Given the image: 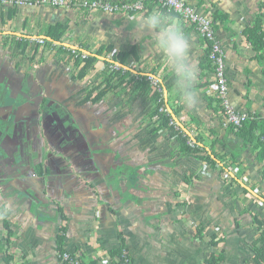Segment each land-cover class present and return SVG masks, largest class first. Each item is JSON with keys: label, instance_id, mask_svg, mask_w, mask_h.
Wrapping results in <instances>:
<instances>
[{"label": "crops", "instance_id": "1", "mask_svg": "<svg viewBox=\"0 0 264 264\" xmlns=\"http://www.w3.org/2000/svg\"><path fill=\"white\" fill-rule=\"evenodd\" d=\"M183 1L200 14L223 15L214 23L226 53L230 100L255 120L250 125L256 127L255 144L244 141L248 128L237 134L223 126L222 111L212 101L208 44L174 12L153 2L130 15L0 6V212L8 208L0 215V264H62L63 224L64 249L80 264H107L121 237L133 264H206L212 254H222L218 264H251L259 235L254 218L264 220V161L258 159L264 143V49L257 51L245 31L264 12V0ZM154 12L178 22L189 40L186 59L196 71L189 82L191 104L183 102L178 77L155 46L156 32L141 28ZM57 25L68 27L63 40L41 44ZM262 32L264 39V22ZM23 40L40 47L37 54L34 47L21 55L17 44ZM107 47L112 54L137 47L140 67L154 69L161 82L175 81L177 124L190 135L199 130L208 148L216 141L219 156L237 157L235 171L242 175L234 193L217 171L182 157L166 130L149 134L154 106L134 89L109 93L97 104L84 101L103 80L104 59L112 56ZM61 49L83 57L104 52L79 79L74 61L59 54ZM201 224L206 230L198 237Z\"/></svg>", "mask_w": 264, "mask_h": 264}, {"label": "trees", "instance_id": "2", "mask_svg": "<svg viewBox=\"0 0 264 264\" xmlns=\"http://www.w3.org/2000/svg\"><path fill=\"white\" fill-rule=\"evenodd\" d=\"M155 3L160 5L158 0H152L149 4ZM162 7V6H160ZM165 11H168L167 8H164ZM261 10H264V4L261 5ZM173 13V12H171ZM134 14V13H133ZM177 15L176 13H173ZM178 16V15H177ZM180 17V16H178ZM181 18V17H180ZM213 26L215 28V23L218 20L224 19L221 13H214L213 15ZM264 22V12L259 14L257 20L251 28H248L245 31V35L247 36L249 42L257 49V51L261 52L264 49V39L262 32V23ZM68 27L65 25H57L48 28L47 35L50 40H44V44L46 47H50L54 42H61L63 37L66 35ZM17 47L21 50V55H26V51L28 49H33L35 47L31 41L23 40L17 44ZM36 48V47H35ZM37 47L34 49V52L37 54ZM63 49V48H62ZM60 50L59 54H68L71 61H74V65L79 70L77 78L82 79L88 75L89 71H91L96 64L100 61V56L103 55L104 50L99 51L96 55H88L86 57L82 56V53L76 51L78 55H75L71 52ZM106 55L112 54V48L107 47ZM66 50V48L64 49ZM61 55V56H63ZM140 56L138 55L137 47H134L129 52H115L110 57H106L104 59L105 64V75L101 83L95 88L91 89L90 92L87 93L84 101L91 102L92 104H97L103 98L107 96L109 93H116L120 91H127L134 89V95L138 94L142 98L150 99L153 107V110L149 114V119L154 120L155 127L149 131L150 133H156L158 131L166 130L171 137L177 139L179 143V154L182 157H194L198 159L200 162L208 165L212 170L217 171L221 178H224L226 183L229 181L231 183L230 188H232L233 193L236 185L241 181V172H236L235 169H239L240 165L237 161V157L230 161V159L219 156L214 148L216 141L211 142L210 147L208 148L207 143H205V139L199 130L195 132V135H190L187 132V128L181 127L176 122V117L179 114V110L174 108V103L172 99L171 92L174 88V80H169L167 82L162 81L163 87V95L154 89L151 81L149 80V76L157 77L156 71L154 69L142 68L139 66ZM211 64V63H210ZM119 66V68H116ZM211 86V85H210ZM165 90L169 93V96L165 97ZM133 95H131L132 98ZM216 105H218V110L222 111L219 99L215 96L212 100ZM166 106L169 112L161 111V107ZM173 121L175 123H173ZM255 121V120H254ZM252 120L247 121L242 127L237 128L233 125L229 126L228 129L231 132L243 134L246 133V128H248V134L244 137L245 143H256L257 137L254 135V131L256 127L254 125L253 129H251V124L254 122ZM256 123V122H254ZM193 140L194 145H191L189 142ZM149 142V141H148ZM260 148L258 159L260 162L264 161V143H260L258 145ZM229 160V161H228ZM43 165L39 164L37 170H42ZM191 176L185 177V182L190 183ZM245 192L249 193V190H245ZM232 193V194H233ZM68 218L63 214V222H66ZM254 222L258 225L259 235L257 239L253 243L254 257L251 260V264H264V220L260 216H255ZM67 226L63 224L60 228V234L58 236V244L60 256H62L66 251L64 249L65 239L67 236ZM206 226L201 224L198 228L196 235L198 237H202L203 232H205ZM9 236L12 235V230L8 225ZM217 237H213V241ZM120 247L114 249L110 252V260L109 264H124L125 258L124 255L127 251L126 249V240L125 238H120ZM214 245H217L215 242ZM130 259V264H133V260L131 255L128 253L127 256ZM222 260V254L219 256H215L212 254L210 258L207 260L206 264H218Z\"/></svg>", "mask_w": 264, "mask_h": 264}, {"label": "built area", "instance_id": "3", "mask_svg": "<svg viewBox=\"0 0 264 264\" xmlns=\"http://www.w3.org/2000/svg\"><path fill=\"white\" fill-rule=\"evenodd\" d=\"M152 0H134L130 3L115 4L107 0H81L78 2L70 0H0L2 7L15 8H33L41 7H60V8H77L85 9L90 12H101L103 14H117L130 15L133 13L143 12ZM159 6L167 8L168 11L176 13L182 17L186 22L193 25L202 38L207 42L209 47V61L212 65V72L214 80L211 84V89L215 96L219 99L222 115L223 126L228 128L233 125L237 128L242 127L247 121L252 119V115L247 112L237 110L230 100V87L226 73V53L217 37L216 30L213 26V19L210 15H203L198 13L192 6L185 3L183 0H158ZM41 44L44 40H39ZM119 68V66H116ZM149 80L155 90L163 95L162 82L159 78L149 76ZM161 111L169 112L166 106L161 107ZM173 123H175L173 121ZM194 145V141L189 142ZM128 252L125 253V263L130 264V259L127 257ZM62 264H80L75 254L65 252L60 256ZM109 264V262H107Z\"/></svg>", "mask_w": 264, "mask_h": 264}, {"label": "clouds", "instance_id": "4", "mask_svg": "<svg viewBox=\"0 0 264 264\" xmlns=\"http://www.w3.org/2000/svg\"><path fill=\"white\" fill-rule=\"evenodd\" d=\"M141 28L156 32L155 46L172 65L178 77L177 85L181 90L183 102L191 104L194 94L189 82L196 79V71L187 62L190 44L178 22L154 12L143 18ZM7 211L8 208H4L0 215Z\"/></svg>", "mask_w": 264, "mask_h": 264}, {"label": "rangeland", "instance_id": "5", "mask_svg": "<svg viewBox=\"0 0 264 264\" xmlns=\"http://www.w3.org/2000/svg\"><path fill=\"white\" fill-rule=\"evenodd\" d=\"M3 124H4V123H3ZM3 124H2V125H3ZM7 125H8V124H4L3 127H6ZM3 127H1V128H3ZM61 136H62V135H61ZM201 174H202V176H204L203 173H201ZM187 195L190 196V193H187ZM261 205H263V204H261Z\"/></svg>", "mask_w": 264, "mask_h": 264}]
</instances>
